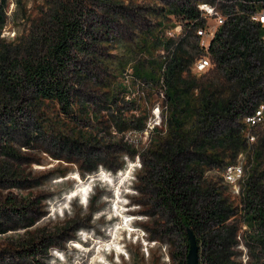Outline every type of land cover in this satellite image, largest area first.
Returning a JSON list of instances; mask_svg holds the SVG:
<instances>
[{
    "label": "rangeland",
    "instance_id": "rangeland-1",
    "mask_svg": "<svg viewBox=\"0 0 264 264\" xmlns=\"http://www.w3.org/2000/svg\"><path fill=\"white\" fill-rule=\"evenodd\" d=\"M73 1L5 0L0 47H15L35 36L55 7ZM206 1L213 4L209 5L215 13H223L224 4L240 2L90 0L83 12L88 32L84 42L89 49L75 51L77 64L68 76L72 113L64 114L57 104L39 102L28 88L14 100L0 103V264H188L186 231L174 227L136 177L154 158L149 152L153 142L168 136L170 111L160 67L155 66L156 81L144 79L137 68H146L151 58L143 48L144 40L156 43L153 57L158 60L169 55L166 40L177 43L190 37L202 44L198 30L216 22L215 13L202 16L206 12L199 5ZM183 6L199 17H186ZM184 71V76L191 77L195 64ZM208 71L197 73L198 90L189 94L200 95L212 82L222 85V73ZM258 101L264 103V95ZM190 103L183 104V116L185 130L193 136L197 116ZM145 116L142 129L140 119ZM246 118L232 124L221 121L204 129L201 137L212 141L206 145L211 151L219 148L230 125L239 128L245 137L241 150L236 149V158L226 157L225 163L243 161L245 175L246 151L260 152L261 165L254 175L261 186H255L249 196L260 203L264 202V123L251 127ZM70 139L81 143L74 147ZM186 148V154L176 158L178 164L184 165L186 156L199 159L205 177L212 178L234 206L227 222L237 232L232 264H264V225L256 221L259 217L251 222L245 218L252 213L245 209V184L227 183L223 166L201 160L196 146ZM39 229L48 230L50 237L35 247L37 254L10 246ZM174 243L175 260L170 256ZM198 243L199 262L207 264L211 250L202 240Z\"/></svg>",
    "mask_w": 264,
    "mask_h": 264
},
{
    "label": "trees",
    "instance_id": "trees-1",
    "mask_svg": "<svg viewBox=\"0 0 264 264\" xmlns=\"http://www.w3.org/2000/svg\"><path fill=\"white\" fill-rule=\"evenodd\" d=\"M4 1L0 0V31L6 21ZM89 1L75 0L68 6L59 4L52 10L48 22L46 20L42 23L35 36L15 47H0V103L14 100L20 96L22 89L28 88L34 92L39 102H51L57 104L64 114L72 113L68 76L77 64L75 51L86 52L89 49L84 42V36L88 32L83 23V12ZM182 11L186 13V17H199L185 6ZM262 31L261 25L251 22L246 16L233 15L229 23L217 31L210 48L214 63L207 71L222 73L225 77L222 85H213L214 82L207 84L202 93L195 96L189 92L198 90V72L186 77L184 70L195 64L202 54L199 45L190 37L177 43L166 40L164 43L169 55L158 60L153 57L156 43L143 41V48L151 58L147 60L146 68H137V73L144 79L156 81L155 66L160 67L170 111L166 117L169 124L168 136L164 140L153 142L149 152L154 158L147 166L142 167L136 177L145 187V193L155 196L156 203L172 219L174 227L182 232L188 227L192 228L197 239L202 240L204 246L211 250L207 256V264L233 263L231 249L236 244L237 232L227 222L234 206L213 179L205 177V168L199 159L192 160L186 156V161L181 166L176 158L180 154H186L187 144H190L196 146V154L201 156V160L204 157L209 165L223 166V178L226 168L234 164L232 159L225 163V158H236V149L241 150L245 137L241 136L239 128L230 125L218 142L219 148L211 151L206 145L212 141L202 138L201 133L204 129H212L221 121L227 124L239 123L242 116L251 114L259 106L260 103L256 100L264 95V42L260 36ZM175 45V50H172ZM190 102L194 103L193 110L197 116V131L193 136L185 130L183 116V104L190 106ZM147 118L145 116L140 119L142 129L146 128ZM81 138L83 140L84 137ZM92 138L90 136L86 139L91 141ZM69 141L74 147L81 143L80 139ZM246 157L248 160L245 175L240 185L242 182L245 184V209H250L252 213L249 216L245 214V218L251 222L259 217L256 221L263 226L264 202L255 203L249 199L250 193L258 185V177L254 173L259 172L260 152L249 148ZM246 175L249 177L246 178ZM48 232L46 229H39L29 233L27 237L12 241L10 246L30 252L35 250L33 253L37 254L39 250L35 247L50 237ZM185 235L189 247L187 232ZM262 242L264 244V237ZM176 247L174 243L170 251L173 260Z\"/></svg>",
    "mask_w": 264,
    "mask_h": 264
},
{
    "label": "built area",
    "instance_id": "built-area-1",
    "mask_svg": "<svg viewBox=\"0 0 264 264\" xmlns=\"http://www.w3.org/2000/svg\"><path fill=\"white\" fill-rule=\"evenodd\" d=\"M240 1L238 6H231L224 4L221 6L223 13L214 12L212 3L206 1V3L199 5L201 11L205 14L202 16L210 17L215 13V24L210 27H202L198 30V37L203 40L199 45L203 55L201 54L195 62V71L199 73L206 72L213 65L210 48L213 40L216 37L217 31L229 23V19L233 15L246 16L248 20L253 23L259 24L263 27V31L260 34L261 41L264 42V0H238ZM210 4V5H209ZM247 124L251 127L264 123V103L254 109L251 114L247 115ZM244 165L243 161L229 165L224 172V179L229 184L241 183L244 177Z\"/></svg>",
    "mask_w": 264,
    "mask_h": 264
},
{
    "label": "water",
    "instance_id": "water-1",
    "mask_svg": "<svg viewBox=\"0 0 264 264\" xmlns=\"http://www.w3.org/2000/svg\"><path fill=\"white\" fill-rule=\"evenodd\" d=\"M186 232L189 239V252L187 255V262L188 264H201L199 262V243L197 236L190 227L186 229Z\"/></svg>",
    "mask_w": 264,
    "mask_h": 264
}]
</instances>
